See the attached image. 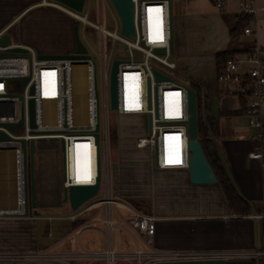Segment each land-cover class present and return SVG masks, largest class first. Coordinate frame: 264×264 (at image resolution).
Listing matches in <instances>:
<instances>
[{
    "label": "crops",
    "instance_id": "1",
    "mask_svg": "<svg viewBox=\"0 0 264 264\" xmlns=\"http://www.w3.org/2000/svg\"><path fill=\"white\" fill-rule=\"evenodd\" d=\"M39 1L0 0V37L7 34L11 46L27 47L37 54L64 55L71 52L74 44L66 25L46 37H36L26 23L16 26L32 10L51 9L39 6ZM175 1L182 5L183 10L179 34L173 33L170 10L172 54L175 52L177 56L174 58L177 71L186 77L188 83L196 84L202 96L209 101L211 98L217 101L218 122L214 119L216 135L210 137L211 154L224 166L235 192L250 206V214L235 215L217 183L192 184L187 169H155L151 161L145 158L146 149H137L135 146L136 139L146 133L143 119L131 117L143 124L142 130L129 137L116 131L113 135L114 156L107 163L111 196L120 204L111 209L114 228L110 237L105 226V207L97 205L100 196L84 203L82 208L71 211L62 196V188L57 181H52L55 178L62 180L57 163L48 169L39 160L33 169V198L36 206L34 209L28 206L24 217L0 218V252H101L108 244L115 253L223 252L264 247L263 222L250 218L253 213L264 212L259 162L248 159V154L259 147L255 137L257 130L247 126L243 114L245 98L230 95L226 86L216 81L218 53L227 52L233 57L242 58L254 48L264 56V0ZM217 1L223 2L221 8L215 6ZM249 1L253 3L255 12L252 15L241 13L239 4ZM243 18H247L244 29L250 28L252 33L244 35L242 31L230 38L229 32ZM260 114L264 126V105ZM14 170L13 164L7 182H3L0 177V206L5 210L16 206ZM27 198L30 200L29 192ZM135 216L153 219L155 230L151 245H146L144 236L127 225V220ZM0 264L65 263L40 261ZM72 264L106 262L77 261ZM115 264L137 263L119 260ZM138 264L256 263L242 258L159 261L147 256Z\"/></svg>",
    "mask_w": 264,
    "mask_h": 264
},
{
    "label": "built area",
    "instance_id": "2",
    "mask_svg": "<svg viewBox=\"0 0 264 264\" xmlns=\"http://www.w3.org/2000/svg\"><path fill=\"white\" fill-rule=\"evenodd\" d=\"M90 0H85L81 12L76 13L61 5L57 0H40L39 6L52 7L68 14L84 34V28L90 27L99 35V49L95 50L86 42L88 59L80 60H37V53L27 49L28 57L0 59V132L10 139L0 141V153H13L14 183L16 206L13 209H2L0 218L24 217L29 183H28V142L62 141V189L71 185H93L98 175L97 162H101L100 145L102 143V164L104 165L100 187L96 195L100 196L97 205L105 207V226L108 238L114 228L111 221V209L120 205L113 200L108 181V146L110 135L108 131V113L111 111L117 117H138L143 119L146 135L137 138V149H148L151 153V164L157 170L187 169V91L185 84L175 81L158 67L168 72L177 71L176 62L169 51L171 36L169 0H131L132 27L134 38L129 39L120 34V23L117 14L109 0H98V21L88 18ZM106 6L112 22V29L104 28L103 7ZM215 6L221 8L222 1ZM241 13L252 15L255 12L253 3L241 2ZM250 28L243 34H251ZM23 47V46H22ZM7 47H0L3 51ZM162 49V53L156 52ZM119 51V52H118ZM122 57V58H121ZM113 61H118L116 69V107L110 104V69ZM264 56L257 49L249 50L242 58L227 59L218 69L217 83L225 85L228 93L244 97L246 106L243 114L247 119L248 128L257 130L258 149L248 154L249 160L259 162L260 175L264 196V126L261 121V108L264 105ZM82 68L85 75V105L86 122L75 121V105L73 90L74 68ZM159 72L167 80L155 79ZM179 72V71H177ZM28 78L23 88L19 78ZM32 89L33 94H30ZM33 101L35 128H30L29 101ZM50 114V115H49ZM22 118L21 127L15 128L10 134L2 128L5 124H18ZM50 120V121H49ZM97 128L98 147L95 144V127ZM25 141L23 151L20 140ZM80 154L87 156L90 178L74 182L71 178V157ZM74 218V216H71ZM252 219L263 222L264 212L252 214ZM129 228L138 230L144 236L146 245H151L155 224L151 217L135 216L127 220ZM153 256L155 260H193V259H249L256 264H264V247L247 251L223 252H113L108 244L105 250L78 251L71 253L50 251L0 252V262H51L72 264L77 261L94 263L104 261L115 264L119 260L135 261L137 264Z\"/></svg>",
    "mask_w": 264,
    "mask_h": 264
},
{
    "label": "water",
    "instance_id": "3",
    "mask_svg": "<svg viewBox=\"0 0 264 264\" xmlns=\"http://www.w3.org/2000/svg\"><path fill=\"white\" fill-rule=\"evenodd\" d=\"M85 0H57L61 5L68 7L69 9L75 11L76 13L81 12L83 8ZM114 12L117 14L119 23H120V34L124 37L129 39L134 38V28L132 27V3L131 0H109ZM171 10V0H169V11ZM170 23H171V11H170ZM72 39L74 44V49L69 52L65 53L64 55L59 54H37V60H80V59H88L89 56L86 54V48L81 43L79 38L78 29L76 25L72 26ZM172 34V33H171ZM169 51L170 53L173 52V41L170 36L169 40ZM0 47H7L3 51H0V59L3 58H18V57H28L27 49L22 46H11L10 39L7 34H3L0 37ZM156 52L162 53V49H157ZM118 61H113L111 69H110V81H109V89H110V104L111 108H115L116 104V69H117ZM155 79L157 80H167L166 77L162 76L159 72H155ZM28 78H19L18 82L21 88L25 86L27 83ZM187 114H188V121L186 122L187 126V151H188V158H187V173L189 181L195 185H206V184H216L217 180L214 176L213 170L211 168L210 163L208 162L206 155L204 153L203 148L200 145L198 132H197V101H196V92L190 86H187ZM30 94H33L32 89H30ZM211 112L212 116L214 117L215 121L218 122L217 116V101L215 98H211ZM29 122L30 128H35L34 122V107L33 101H29ZM23 124L22 118H20L19 123L14 124H5L2 126L5 130H7L10 134L15 133L16 127H21ZM97 128L98 125L95 127V144L98 147V137L97 135ZM10 138L5 135L4 133L0 132V141H6ZM43 141V140H42ZM52 141H57V139H52ZM22 145L23 151H25V141L23 139L20 140ZM34 141L31 140L28 142L27 145V153H29V162H28V183L29 189L28 192L30 193V200L26 202L25 208L27 209L28 206L32 209L35 208L36 204L33 198L34 194V183H33V155H34ZM59 150L62 154H64V144L62 141H59ZM98 166V175L95 179V184L93 185H71L68 189H62V196L64 197V201L68 203L71 211H76L78 208L84 205V203L92 200L96 197L99 187H100V166L99 160L97 162Z\"/></svg>",
    "mask_w": 264,
    "mask_h": 264
},
{
    "label": "rangeland",
    "instance_id": "4",
    "mask_svg": "<svg viewBox=\"0 0 264 264\" xmlns=\"http://www.w3.org/2000/svg\"><path fill=\"white\" fill-rule=\"evenodd\" d=\"M97 7H98V0H90L89 3V15L88 18L92 22L98 21L97 16ZM50 10H39L35 11L32 10L26 17L22 18L20 21L17 22L16 26H20L21 24H28L29 27L32 29V33H35L36 37H46L48 35H53L57 30L63 29L66 25L67 29L71 31L72 34V26L76 25L75 22L71 19V17L62 12L58 9L50 7ZM171 11H172V26H173V33L179 34L181 29L180 26V17L183 12L182 5L175 0H171ZM104 13V21L103 25L106 29H112V22L110 18V13H108L106 6L103 7ZM71 24V25H70ZM77 26V25H76ZM16 27V28H17ZM78 34L81 42L83 44H90L92 48L95 50L99 49V35L95 29L90 27H85L84 34H82L81 30L77 27ZM87 45V44H86ZM119 52V51H118ZM248 52V51H247ZM173 58H176V53L172 54ZM122 58V57H121ZM160 70L165 72L168 76L173 78L175 81L185 84L187 83V79L184 75L180 72H168L161 67H158ZM73 75V90H74V105H75V121L77 123H84L85 114H86V105H85V75L83 69L80 67H76L72 70ZM50 115V114H49ZM108 131L110 135V142L108 146V159L109 163L113 159L115 146L113 145V141L115 137H113L114 133H121L126 137L131 135H136L137 131L142 130V125L138 122L135 118L131 117H117L113 112L108 113ZM50 121V120H49ZM146 127V126H144ZM147 133V132H146ZM146 133L142 134L146 135ZM101 150V177L103 176L104 172V165L102 164V143L100 145ZM34 155H33V168L37 167V162L40 160L48 169L53 168L52 166L57 163L58 167L60 168V172L62 174V153L59 150V142L58 141H36L34 143ZM145 158L151 161V153L148 149H146ZM28 162H29V153H28ZM42 166V165H41ZM13 167V153L11 152H1L0 153V177L3 182H7L8 177L10 178V172L12 171ZM9 174V175H8ZM52 181H57L59 187L62 188V182L53 179ZM84 206V205H83ZM82 206V207H83ZM81 207V208H82ZM78 210V209H77ZM121 210V209H120ZM118 210V211H120ZM122 214H126L124 211H120ZM115 211H113V214ZM113 218L115 216L113 215Z\"/></svg>",
    "mask_w": 264,
    "mask_h": 264
},
{
    "label": "trees",
    "instance_id": "5",
    "mask_svg": "<svg viewBox=\"0 0 264 264\" xmlns=\"http://www.w3.org/2000/svg\"><path fill=\"white\" fill-rule=\"evenodd\" d=\"M247 18L241 19L235 29L229 32V37H236L240 32L244 30L247 25ZM233 54L224 52L216 55V70L229 58H232ZM188 85L196 92L197 101V132L199 142L204 150L206 158L211 165L214 176L216 177L217 184L223 192L227 201L228 207L231 208L235 215H249L251 212L250 206L235 192V189L231 183L230 178L224 169L221 162L213 157L211 154L210 137L216 135L215 121L211 113V105L208 98L202 96L200 88L193 82H189Z\"/></svg>",
    "mask_w": 264,
    "mask_h": 264
},
{
    "label": "bare ground",
    "instance_id": "6",
    "mask_svg": "<svg viewBox=\"0 0 264 264\" xmlns=\"http://www.w3.org/2000/svg\"><path fill=\"white\" fill-rule=\"evenodd\" d=\"M71 166V178L74 182H81L83 179L90 178L87 156L82 159L80 154L74 153L71 157Z\"/></svg>",
    "mask_w": 264,
    "mask_h": 264
}]
</instances>
